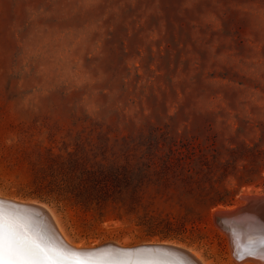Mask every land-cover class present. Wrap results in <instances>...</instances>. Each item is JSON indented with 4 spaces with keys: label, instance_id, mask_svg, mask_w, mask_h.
<instances>
[{
    "label": "rangeland",
    "instance_id": "rangeland-1",
    "mask_svg": "<svg viewBox=\"0 0 264 264\" xmlns=\"http://www.w3.org/2000/svg\"><path fill=\"white\" fill-rule=\"evenodd\" d=\"M0 194L254 264L214 220L264 197V0H0Z\"/></svg>",
    "mask_w": 264,
    "mask_h": 264
},
{
    "label": "bare ground",
    "instance_id": "bare-ground-1",
    "mask_svg": "<svg viewBox=\"0 0 264 264\" xmlns=\"http://www.w3.org/2000/svg\"><path fill=\"white\" fill-rule=\"evenodd\" d=\"M2 198H5V199H2ZM252 199L256 200L257 197L255 195H250V194L246 195L244 198V201L242 202V204L239 207H236L235 209H227V210H225L226 212H223L222 210L221 211L223 212V214L231 213V212L238 210L241 207L245 206ZM0 203L4 204L6 210L11 211L15 214V218H16L17 223L24 222V223L31 225L35 229H36V227L39 226V228L41 227V229H43V231L45 232L42 234H44L46 236H53V237L57 238L58 240H60L62 242L63 246L67 245V246H69L75 250L90 249V248H80V247H82L81 245L75 244L74 242H72L67 237L66 233L64 232V229L61 227L60 221L57 219L55 214L47 206L39 204L36 201L35 202H32L30 200L24 201V200H20V199L10 198V197L4 196L2 194H0ZM257 203L258 202H255L254 204H252L249 209L253 210ZM7 204H12L11 205L12 207L7 205ZM15 206H19V207H15ZM222 212L220 214H222ZM220 214H217V215H220ZM19 220H22V221H19ZM22 230H24V229H22ZM29 234H32V233H29ZM222 234H223V232H222ZM226 237L228 239L227 242H228V247H229L228 249H229L230 259L232 260L234 258L235 261L236 260L237 261L243 260L244 257H243V259H239V258H237L238 256H236V254H235L236 252H234V247H235V245L238 247V244L233 243L231 237H229L228 235H226ZM253 238H255L254 235L248 234L247 239L254 242ZM236 241L237 240H235V242ZM259 241H261V240L259 239ZM107 244H112V243H107ZM127 245H131V243H127ZM140 246H159L161 248V250H163V252H165L166 254H171L172 259L177 260L180 264H211L209 262L204 261L201 258V256L199 254H197L196 252H194L191 249H188L182 245H176V244L168 243V242H165L164 244H155L154 242H151V243H144ZM118 247H121V246H118ZM237 247H236V249H237ZM92 248H95V247H92ZM121 248H124V247H121ZM71 255L74 259L80 261L81 264H172V263H170L168 261H164V260L158 262V261L153 260L149 257H147L149 259H145V261L143 259V260H140L138 262L132 261V260L118 259L109 253L105 254V252L99 253L97 255L84 256V257H79L81 255H74V254H71ZM141 257H145V256H141ZM247 258H248V260H250L249 261L250 263H252V261H253L254 264H264V253H254V254H251V255H248L247 257H245V259H247ZM234 259L232 260L233 262H234ZM236 263L239 264V262H236Z\"/></svg>",
    "mask_w": 264,
    "mask_h": 264
},
{
    "label": "water",
    "instance_id": "water-1",
    "mask_svg": "<svg viewBox=\"0 0 264 264\" xmlns=\"http://www.w3.org/2000/svg\"><path fill=\"white\" fill-rule=\"evenodd\" d=\"M258 202L253 210H250L252 204ZM11 206L12 204H7ZM12 207V206H11ZM19 207V206H15ZM22 221V220H19ZM22 229L28 233L40 232L45 233L41 227L33 228L31 225L20 222L18 223ZM215 224L217 228L224 234L231 237L235 245L234 252L239 259L247 257L254 253H264V247L261 245V241L264 240V197L251 200L245 206L231 213L220 214L215 216ZM248 234L255 236L254 242L247 239ZM59 241L61 244L62 242ZM259 239L261 241H259ZM235 240H237L235 242ZM71 254L84 256L97 255L99 253H109L118 259L140 261L145 259H153L156 261H168L172 264H180L177 260H173L171 254H166L161 250L159 246H136L131 248H121L114 244H105L90 249H78L75 250L67 245L63 246ZM237 247V249H236ZM145 256V257H141ZM149 257V258H147Z\"/></svg>",
    "mask_w": 264,
    "mask_h": 264
},
{
    "label": "snow or ice",
    "instance_id": "snow-or-ice-1",
    "mask_svg": "<svg viewBox=\"0 0 264 264\" xmlns=\"http://www.w3.org/2000/svg\"><path fill=\"white\" fill-rule=\"evenodd\" d=\"M264 247V240L261 241ZM0 264H81L53 236L22 230L0 203Z\"/></svg>",
    "mask_w": 264,
    "mask_h": 264
}]
</instances>
